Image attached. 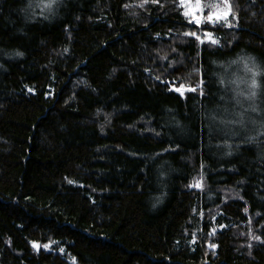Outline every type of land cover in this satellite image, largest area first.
I'll use <instances>...</instances> for the list:
<instances>
[{"label": "trees", "instance_id": "obj_1", "mask_svg": "<svg viewBox=\"0 0 264 264\" xmlns=\"http://www.w3.org/2000/svg\"><path fill=\"white\" fill-rule=\"evenodd\" d=\"M180 3L0 0V264H264V135L227 130L264 0Z\"/></svg>", "mask_w": 264, "mask_h": 264}, {"label": "rangeland", "instance_id": "obj_2", "mask_svg": "<svg viewBox=\"0 0 264 264\" xmlns=\"http://www.w3.org/2000/svg\"><path fill=\"white\" fill-rule=\"evenodd\" d=\"M195 3L196 0H185L184 5L182 6L181 3L180 5L184 13L185 11H194L197 16H202L204 18L210 14L208 5L219 6L218 8H212V11L226 10L223 0H200L201 9H194L193 6ZM187 17L192 20L191 16ZM203 24H205V22L202 20L199 25ZM212 38L216 40L214 35H212ZM201 39L211 42L207 39L206 33ZM229 68L232 69L234 74L231 84L238 95L237 108L239 111L236 110L233 114L236 117H231L232 122L228 123L231 125V128L227 130L233 136L238 137L263 136L264 101L262 95V77L264 75V64L254 56L241 55L229 64ZM253 84H255V86H253ZM177 91L181 94H185L187 91H191V88L182 87ZM245 122L249 125L253 124L255 127L253 130L256 132H251V129H247Z\"/></svg>", "mask_w": 264, "mask_h": 264}, {"label": "snow or ice", "instance_id": "obj_3", "mask_svg": "<svg viewBox=\"0 0 264 264\" xmlns=\"http://www.w3.org/2000/svg\"><path fill=\"white\" fill-rule=\"evenodd\" d=\"M223 2L225 4L226 10H215V11H212L211 10L212 8H214V7L218 8L219 6L218 5H216V6L208 5V7L210 9V14L206 18H204L202 16H197L194 11H185L184 14L186 16H191L192 20H190V22H194L197 25H199L202 22V20L204 22H208V23H211V24L223 21L224 23L227 24V26L231 27V24L228 23V16L231 13V8H230V5L227 4V0H223ZM184 3H185V0H181V5L182 6L184 5ZM193 7H194V9H201L200 0H196V3H195V5ZM189 35H196V34L195 33H189ZM206 36H207V39L209 41H211V43H217V41L212 38V35H211L210 32L206 33ZM196 38L200 39L199 36H197ZM253 86H255V84H253ZM177 90H179V89H177ZM194 186L200 187L201 185L199 183H197ZM34 247H39V246L38 245H34Z\"/></svg>", "mask_w": 264, "mask_h": 264}]
</instances>
